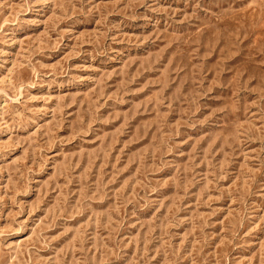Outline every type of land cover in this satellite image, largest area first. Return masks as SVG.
<instances>
[{"label": "rangeland", "instance_id": "rangeland-1", "mask_svg": "<svg viewBox=\"0 0 264 264\" xmlns=\"http://www.w3.org/2000/svg\"><path fill=\"white\" fill-rule=\"evenodd\" d=\"M0 264H264V0H0Z\"/></svg>", "mask_w": 264, "mask_h": 264}]
</instances>
